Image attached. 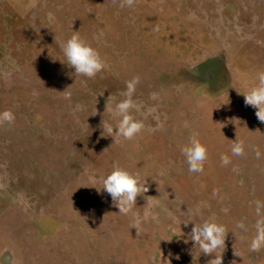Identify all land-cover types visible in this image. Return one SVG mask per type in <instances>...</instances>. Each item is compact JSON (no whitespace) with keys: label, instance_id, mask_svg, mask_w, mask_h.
<instances>
[{"label":"rangeland","instance_id":"374dc122","mask_svg":"<svg viewBox=\"0 0 264 264\" xmlns=\"http://www.w3.org/2000/svg\"><path fill=\"white\" fill-rule=\"evenodd\" d=\"M119 5L0 0V112L15 115L0 126V264H208L189 235L213 218L229 232L222 264H264V249L249 251L264 203V123L243 95L264 71V0ZM73 31L108 65L95 78L67 65L61 45ZM134 76L143 115L132 114L145 130L114 143L102 136L103 119L116 124L107 99L122 100ZM193 134L207 147L201 173L180 150ZM237 136L242 156L231 152ZM115 166L147 182L134 213L158 202V222L140 235L97 192Z\"/></svg>","mask_w":264,"mask_h":264},{"label":"clouds","instance_id":"9594fccd","mask_svg":"<svg viewBox=\"0 0 264 264\" xmlns=\"http://www.w3.org/2000/svg\"><path fill=\"white\" fill-rule=\"evenodd\" d=\"M115 2V0H114ZM137 0H120V8L132 9L135 7ZM49 23L55 21V14L47 13ZM154 31H159L156 27ZM101 35H103L101 33ZM99 39V37H96ZM62 51L66 58L67 65L73 68L76 76L87 78H95L98 73L107 69L108 65L102 58L99 51L92 47L84 40L79 32H74L62 45ZM63 63V62H62ZM255 87H252L248 92L244 93L245 106H251L256 109L255 115L259 122L264 123V71L257 74ZM140 83V77L134 76L131 80L126 81V90L121 93L124 97L122 100L115 101L110 95L107 99L105 110L111 112L113 119L116 120L115 126L105 122L101 123L102 136L112 137L114 143L134 140L142 131L145 130L143 120H138L132 114L133 112L142 113L143 105L137 103L133 97L136 92L137 85ZM103 95V94H102ZM155 93L152 94L154 99ZM82 105L77 104L76 109L82 110ZM15 122V115L11 110L0 112V126L5 124L11 125ZM231 152L235 156L244 155V144L237 136L235 141H232ZM181 153L186 158L188 171L190 173H201L204 170V164L207 160V147L204 145L196 134L189 137L188 143L181 147ZM257 156L259 152L257 151ZM221 163L227 165L230 159L227 155L221 156ZM92 183H96V178H90ZM102 183L101 188H96L98 193L106 192L111 197V202L114 207L119 209V214H132V228H135L137 235H140L142 224L151 220L158 222V214L153 212V208L158 203L153 200H146L147 207L143 215L134 213L136 208L137 197L144 196L148 191L146 180L142 179L139 174H133L128 170L115 166L114 169L104 177L100 178ZM145 197V196H144ZM151 197V196H149ZM155 198V197H153ZM256 214L259 217L254 225L255 235L250 241L249 251L258 253L264 249V214L261 210L264 209V203L256 201ZM171 216V214H169ZM175 221V217H172ZM189 222L184 223L187 225ZM239 229H245L243 221L236 224ZM226 227L215 222V219L205 220L203 223H194L189 235L190 240L195 246H199L201 253L205 256H213L214 258L208 261V264H222L223 252L225 249V241L228 235ZM170 241V240H168ZM223 249V251H218ZM236 254V253H235ZM237 255V254H236ZM239 256V255H237ZM179 259V257H177ZM231 264H236L235 260Z\"/></svg>","mask_w":264,"mask_h":264}]
</instances>
